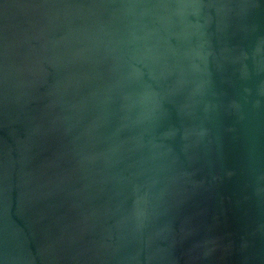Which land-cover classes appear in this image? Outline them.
<instances>
[{"label": "water", "instance_id": "obj_1", "mask_svg": "<svg viewBox=\"0 0 264 264\" xmlns=\"http://www.w3.org/2000/svg\"><path fill=\"white\" fill-rule=\"evenodd\" d=\"M0 264H264V0H0Z\"/></svg>", "mask_w": 264, "mask_h": 264}]
</instances>
